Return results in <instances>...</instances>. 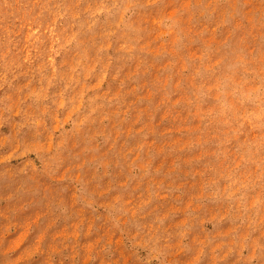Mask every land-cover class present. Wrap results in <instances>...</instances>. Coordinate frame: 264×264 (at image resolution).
I'll return each mask as SVG.
<instances>
[{"label":"clouds","instance_id":"1","mask_svg":"<svg viewBox=\"0 0 264 264\" xmlns=\"http://www.w3.org/2000/svg\"><path fill=\"white\" fill-rule=\"evenodd\" d=\"M155 3L0 0V148L23 157L25 194L57 226L107 229L133 264L237 250L256 264L264 61L242 40L243 9L223 44L173 20L169 46L149 49L134 9Z\"/></svg>","mask_w":264,"mask_h":264},{"label":"rangeland","instance_id":"2","mask_svg":"<svg viewBox=\"0 0 264 264\" xmlns=\"http://www.w3.org/2000/svg\"><path fill=\"white\" fill-rule=\"evenodd\" d=\"M241 9L246 21L242 40L247 46L251 39L248 52L258 57L254 63L259 64L264 61V0H156L147 10L137 8L134 13L135 23L151 30L146 47L158 51L169 46L166 38L173 20L185 33L223 44L234 30L244 29ZM21 161L23 157L9 160L8 149L0 148V264H133L119 237L107 229L82 239L73 227L57 226L51 209L25 194V181L19 177ZM107 242L112 243L114 254L103 257L99 250ZM260 242L264 243V237ZM246 256L237 250L232 257L219 259L210 251L203 264H248ZM173 259L177 264H194L193 257L183 254H174ZM256 264H264V258Z\"/></svg>","mask_w":264,"mask_h":264}]
</instances>
